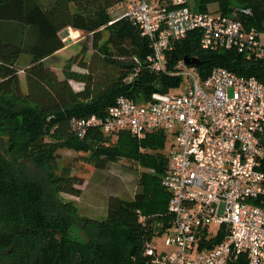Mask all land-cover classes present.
Wrapping results in <instances>:
<instances>
[{
  "label": "trees",
  "instance_id": "obj_1",
  "mask_svg": "<svg viewBox=\"0 0 264 264\" xmlns=\"http://www.w3.org/2000/svg\"><path fill=\"white\" fill-rule=\"evenodd\" d=\"M126 2L54 0L45 7L38 0H0V264L153 263L144 254L155 235L147 217L160 215L167 226L171 220L170 194L161 184L169 164L163 148L170 134L157 130L140 138L121 130L110 134L116 137L110 143L101 127L90 126L80 136L75 126L93 115L104 118L118 97L145 104L154 92L176 91L181 85L180 77L148 68L150 43L136 25L123 15L112 19L110 10ZM210 5L215 10L209 11ZM198 8L227 16L236 11L245 29L264 33V0H199ZM67 28L91 35L93 52L78 64L84 72L72 66L87 46L67 60L59 78L45 59L65 47L61 32ZM200 41L199 30L177 41L168 55L169 69L187 57L199 62L202 79L214 68H225L264 83V57L204 50ZM21 62L24 66L18 67ZM70 81L82 89L74 91ZM62 149L78 153L84 164L98 170L123 159L142 169L132 201L110 197L105 220L82 218L88 242L73 236L74 204L59 199L61 194L80 197L77 186L83 184L71 168L55 166ZM258 169L264 172V158ZM216 232L213 244L223 238L221 228Z\"/></svg>",
  "mask_w": 264,
  "mask_h": 264
},
{
  "label": "built area",
  "instance_id": "obj_2",
  "mask_svg": "<svg viewBox=\"0 0 264 264\" xmlns=\"http://www.w3.org/2000/svg\"><path fill=\"white\" fill-rule=\"evenodd\" d=\"M169 1L127 0L122 15L150 43L148 68L189 77L185 91L154 92L145 104L121 96L104 118L93 115L75 126L80 136L90 126L140 138L157 130L170 134L173 144L161 179L170 194V228L162 247L146 242L144 254L152 264H264V172L258 169L264 158V83L225 68L202 79L196 66L183 72V60L169 69L168 57L177 41L199 30L204 50L262 58L264 33L245 29L236 11L197 12L187 0ZM213 226L223 235L214 244Z\"/></svg>",
  "mask_w": 264,
  "mask_h": 264
},
{
  "label": "rangeland",
  "instance_id": "obj_3",
  "mask_svg": "<svg viewBox=\"0 0 264 264\" xmlns=\"http://www.w3.org/2000/svg\"><path fill=\"white\" fill-rule=\"evenodd\" d=\"M155 0H146V2L153 4ZM199 0H187V6L193 11H197ZM209 11L215 10L214 6H208ZM124 6L117 5L110 10V14L113 20L117 19L123 14ZM72 31H74L72 33ZM64 41L66 42V47L54 54L51 57L45 59L46 64H48L59 76L63 78L62 70L66 65L69 58H74L80 56L81 50L86 46L87 52L72 66L73 70L78 72H84V70L78 65L84 59H88L92 54L93 50L90 48L92 44L91 35H84L79 31H75L68 28V31L62 34ZM25 62L18 64V67L24 66ZM192 67L187 65H182L181 70L183 72H188ZM20 86L23 92L26 91L25 77L24 73L19 72ZM190 79L187 76H183L181 85L176 90L185 91L188 86ZM71 87L74 91H79L82 89L83 85L79 82L70 81ZM110 135V134H109ZM110 143L115 141V136H109ZM172 141H166L165 147L163 148V154L168 155L172 148ZM58 157L55 160V166L58 168L68 167L72 169V174L83 181L82 185L77 186L81 190V196L75 197L68 194L59 195V199L64 202H72L77 209V218L74 222L76 227L73 228V236L82 237L83 233V220L91 221H103L106 218L107 203L110 197H119L124 201H132L136 192L139 191L138 179L142 172L138 164L130 160H118L110 163L106 169L98 170L92 166L84 164L78 153L62 149L57 152ZM29 167H33L28 163ZM140 212V211H138ZM154 217V218H153ZM144 219V217H142ZM147 218H152L151 227L154 230L155 235L152 240H156L159 247L163 246V239L161 238L164 234L168 232L170 225L165 223L160 215H152ZM147 220V219H146ZM217 229L218 226H213ZM159 230H162L159 232ZM80 234V235H79ZM84 234V233H83Z\"/></svg>",
  "mask_w": 264,
  "mask_h": 264
},
{
  "label": "crops",
  "instance_id": "obj_4",
  "mask_svg": "<svg viewBox=\"0 0 264 264\" xmlns=\"http://www.w3.org/2000/svg\"><path fill=\"white\" fill-rule=\"evenodd\" d=\"M38 1L41 3L42 6H45V7H46V6H50V5L53 3L54 0H38ZM67 31H68V28H67V29H64V30L61 32V36H62V34H63L64 32L66 33ZM73 32H74V31H72V33H73ZM76 32H77V31H76ZM62 38H63V36H62ZM63 40H64V38H63ZM64 43H65V47H66V42L64 41ZM65 47H64V48H65ZM64 48H63V49H64ZM63 49H61V50H59V51H57V52H60V51H62ZM57 52H56V53H57ZM56 53H55V54H56ZM52 56H53V55H52Z\"/></svg>",
  "mask_w": 264,
  "mask_h": 264
},
{
  "label": "water",
  "instance_id": "obj_5",
  "mask_svg": "<svg viewBox=\"0 0 264 264\" xmlns=\"http://www.w3.org/2000/svg\"><path fill=\"white\" fill-rule=\"evenodd\" d=\"M183 61H184L185 65H187V66H197L199 64V62L197 60L191 59V58H187V57H185L183 59ZM81 236L83 238H85V235L83 233H81ZM87 241H88V239H87Z\"/></svg>",
  "mask_w": 264,
  "mask_h": 264
},
{
  "label": "flooded vegetation",
  "instance_id": "obj_6",
  "mask_svg": "<svg viewBox=\"0 0 264 264\" xmlns=\"http://www.w3.org/2000/svg\"><path fill=\"white\" fill-rule=\"evenodd\" d=\"M83 238V237H82ZM84 239V238H83ZM85 241H87V239L85 238ZM88 242V241H87Z\"/></svg>",
  "mask_w": 264,
  "mask_h": 264
}]
</instances>
